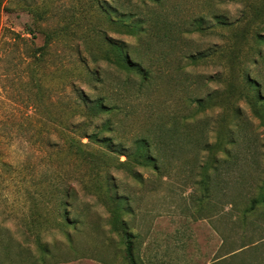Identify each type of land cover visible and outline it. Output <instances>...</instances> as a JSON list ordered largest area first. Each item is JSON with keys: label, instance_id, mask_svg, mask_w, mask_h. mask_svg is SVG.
<instances>
[{"label": "rangeland", "instance_id": "obj_1", "mask_svg": "<svg viewBox=\"0 0 264 264\" xmlns=\"http://www.w3.org/2000/svg\"><path fill=\"white\" fill-rule=\"evenodd\" d=\"M79 4L78 0H0V264H113L118 248L124 258L121 235L111 232L108 209L96 189L87 183L88 178H84L87 184L76 182L74 186L83 204H88L97 216L84 218L86 224L72 232L73 247L53 227L52 204L48 200L53 170L66 163L64 153L54 156L53 146L63 147L64 139L53 130L50 113L56 112L65 120L64 104L68 99L72 101L75 90L81 88L89 93V78L80 77L78 65L86 64L94 70L98 66L106 81L104 90L116 79L113 68L108 70L110 66L105 61L92 63L91 52L103 54L107 43L100 37L89 50L83 46L74 48V26L65 40L46 50L42 63L38 61L37 48L45 42L42 30L60 29ZM249 6L263 8L264 0H168L163 15L158 17L163 29L142 43L113 32V26L94 17L103 25L109 40L114 37L134 48L138 46L145 65L158 80L146 87L142 98H133L126 110L111 116L112 122H124L132 134L147 120L158 124L176 112L194 114L188 120L189 140L198 139L197 125L204 120L210 121L206 129L209 146L217 141L218 130L225 134L224 140L229 139V133L237 140L235 145L227 141L224 144L231 155L228 162L225 153H217L219 166L208 171L209 199L204 202L199 200L201 170L198 166L194 170L187 167L194 164L198 146L187 139H178L180 146L172 156L177 160L172 161L173 167L166 163L163 174L139 168L137 173L143 176V183L126 170L117 169L116 154H112L110 175L121 190L126 189L134 211L126 220L130 231L139 236L134 241L138 263L143 257L144 264H264V244H250V240L264 236V221L252 216L245 224L240 219V211L264 180V126L260 117L253 115L243 99L236 102L241 109L240 119L226 108L197 112L195 104L189 109L181 104L207 94H225L231 67L229 47L234 42L232 30L237 27L240 31L250 20L254 9ZM39 8L47 16L35 23L28 9ZM209 9L231 26L206 18L204 30L195 31L193 17ZM239 49L240 58L233 67L238 63L241 69L246 68L264 94V44L242 40ZM197 53L207 56L195 62L191 55ZM158 57L160 64H154ZM241 71H235L234 77L236 86L242 89L246 83ZM101 123L98 121L99 127ZM166 158L170 161L171 156ZM198 158L201 165L210 158L209 151H201ZM68 167L74 175L87 172L84 166L76 172L75 166ZM101 194L103 197V190ZM92 222H99L100 228L96 229ZM39 243L47 250L57 244L56 258L44 253ZM245 244L249 245L240 249Z\"/></svg>", "mask_w": 264, "mask_h": 264}, {"label": "trees", "instance_id": "obj_2", "mask_svg": "<svg viewBox=\"0 0 264 264\" xmlns=\"http://www.w3.org/2000/svg\"><path fill=\"white\" fill-rule=\"evenodd\" d=\"M78 2L80 4L74 7L70 18L60 29L42 30L45 42L44 45L37 48L38 61L42 63L46 50L57 42L65 40L69 28L74 26L76 28L72 36L76 40L74 48L78 49L79 46H83L89 50L92 48V42H97L100 37L101 41L107 43L103 54L94 55L91 52V59L92 63L96 65L105 61L110 66L108 70L113 68L115 76L113 78L116 79L107 83L110 88L107 85V90H104L106 81L104 78L102 79L98 66H95L96 70H94L86 64L78 65L77 70L80 77L86 78L88 76L87 78H89L87 83L90 89L89 93L81 88L75 90V97L72 101L69 103L70 100L68 99L64 104L66 107L64 112L67 113L65 120H62V117H59L56 112L50 113L49 118L54 122L53 130L64 139L63 147L53 146L54 156L58 157L64 153L66 158V163H62V166L53 170L52 178L49 181L48 200L52 204L53 227L61 232L68 241V245L73 247L72 232L78 231L82 224H86L84 218L97 216L88 204H83V199L79 197L77 188L74 186L76 182V184L89 183L90 187H94L99 193V199L108 209L110 214L109 225L112 226L111 232L113 233L114 230L115 233L121 235V242L125 244L124 261L127 264H144L142 261L138 263V253L134 245L135 239L139 236L130 231V225L126 220V217L134 214L130 205V197L125 194L124 190L126 189L121 190L110 175V168L113 166L110 164L111 159H113L112 154H116L117 169L126 170L136 178L138 183H143L144 178L139 172L137 173V170L141 168L156 172L157 175L163 174L166 163L167 166L173 167L172 161L177 160L172 156H175L180 146L178 139H187L190 144L193 143L198 146L197 154L192 159L194 164L187 165V167L194 170L193 168L198 166L201 170L199 185L202 189V196L199 200L204 202V200L209 199L208 171L209 169L216 170L219 166L220 160L217 158V153L219 151L225 153L227 155L226 162H228L231 155L224 144L227 141L226 143L235 145L237 140L234 139L235 136L232 133L226 135L228 140H224L225 134L218 130L217 141L213 147L209 146L206 140V129L210 126L209 120H204L197 125L198 139L189 140L191 139L189 138L191 129H189L188 120L190 117H194V114L184 116L176 112L168 118V121L158 124L149 123L147 120L140 130L132 134L127 132V125L124 122L117 124L112 122L111 116H117L123 109L126 110L127 106L134 102L133 98H142L146 87L152 86V83L156 84L158 80L153 78L151 69L145 65V56L140 52L138 46L134 48L133 45L131 46L114 37L109 40L103 25L96 23L94 17L113 26V32L134 37L139 43H142L146 37H150L157 30L163 29L160 28V21L162 20L158 17L163 15L168 0H78ZM247 6L248 3L245 4V7ZM27 7L29 6L27 5ZM250 7L253 8V6ZM263 8L254 7V14L243 29L239 31L236 27L232 30L234 42L229 47L228 54L231 67L225 81V94L222 96L207 94L206 97H194L190 99L191 102L181 101L182 106L189 109L192 104H195L197 112H204L207 109L213 110L216 107L226 108L240 119L242 118L241 109L236 102L243 99L253 115L260 117L264 126V94L260 84L255 77L246 71V68L245 70L243 67L241 69L240 64L236 63L233 67V64L240 58L241 50L239 47L242 40L252 39L256 44H264V27L261 26L264 24ZM39 9L38 11L28 9L35 23L45 20L47 16L45 10ZM206 18L215 21L216 24L228 26V28L231 26L221 15L209 9L208 13L193 17L192 25H194L195 31L204 30ZM100 44L102 43L100 42ZM206 56L203 53H197L196 55L192 54L191 59L196 62L197 59L200 60ZM160 61L161 58L158 57L154 64H160ZM239 70H242L240 74L242 79L244 76L246 83V87L242 89L235 84L234 73ZM73 84L72 82L71 86L74 87ZM110 89H113V92H109ZM132 91L135 97H133ZM111 96H113V101ZM225 104L227 106L224 107ZM98 121H102L100 127ZM199 125L204 128L201 130ZM110 133L111 135H109ZM85 139L87 142L84 141ZM201 151H209L210 158L199 165L198 157ZM166 156H171L170 161ZM121 157H125V160L121 161ZM69 164L75 166V172L77 168L83 166L87 168V172L85 175H74L75 173L69 170ZM68 178L70 180L67 182ZM84 178H88L87 183ZM101 190L104 191L103 197ZM252 216H257L259 220L264 221V180H261L260 185L256 186L254 196L240 211L242 223L248 224ZM90 224L94 225L96 229L100 228L99 222ZM262 240H264V236H260L256 241L250 240V244L255 247L256 243ZM248 245L245 244L240 249ZM39 246H41L40 243ZM41 248H43L44 253L51 254L52 257L56 258L57 244L50 250H47L46 247L44 249V245Z\"/></svg>", "mask_w": 264, "mask_h": 264}, {"label": "crops", "instance_id": "obj_3", "mask_svg": "<svg viewBox=\"0 0 264 264\" xmlns=\"http://www.w3.org/2000/svg\"><path fill=\"white\" fill-rule=\"evenodd\" d=\"M263 242H264V240L257 242L256 246L261 245ZM141 261L144 263V258L143 257H141ZM113 264H127L124 261V258H123V255H122V252H121L120 248H118V251L113 254Z\"/></svg>", "mask_w": 264, "mask_h": 264}]
</instances>
